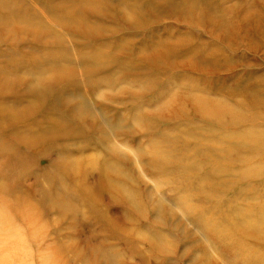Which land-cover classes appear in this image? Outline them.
Instances as JSON below:
<instances>
[{"label": "rangeland", "instance_id": "1", "mask_svg": "<svg viewBox=\"0 0 264 264\" xmlns=\"http://www.w3.org/2000/svg\"><path fill=\"white\" fill-rule=\"evenodd\" d=\"M99 1L21 0L25 21L33 20L28 10L39 12L42 32L8 37L0 21V70L12 80L0 78V103L7 108L14 97L22 104L32 98L8 68L12 57L32 65L28 56H42L40 81L48 92L40 112L33 113L35 103L8 123L0 104V264H229L231 257L246 264L232 256L223 233L244 225L241 219L264 202L238 189L255 181L261 195L264 183L231 169L213 172L206 162L229 149L237 150L228 152L233 160L263 151L237 147L236 135L247 126L235 127L227 112L248 94L264 98V0ZM7 7L0 2V17L13 23ZM72 8L82 19L62 21L75 14ZM226 15L229 24L222 22ZM81 22L95 30L86 32ZM89 42L104 46L105 62L91 69L101 70L94 87H79L75 68L64 79L47 67L62 46L81 53ZM107 79L117 84L105 85ZM60 87L66 95H87L84 104L100 122L73 112L67 118L64 111L82 103L56 99ZM184 93L196 101L182 106ZM209 103L219 108L218 118L204 111ZM263 119L252 126L264 127ZM104 122L114 127L107 139ZM39 125L46 131L26 142L9 131ZM204 147L212 153L201 154ZM62 153L75 162L73 170ZM211 233L224 235L223 242Z\"/></svg>", "mask_w": 264, "mask_h": 264}, {"label": "bare ground", "instance_id": "2", "mask_svg": "<svg viewBox=\"0 0 264 264\" xmlns=\"http://www.w3.org/2000/svg\"><path fill=\"white\" fill-rule=\"evenodd\" d=\"M21 0H10L9 3H7V1H3L0 0V2H4L6 4V6H8L7 8L9 9L10 12V16L13 17L15 19V21L12 23L9 20H7L5 17H0V21L6 23L5 30L7 31V35L8 37H14L16 35L22 34L24 31H29L32 32L33 29L35 30H41L42 32V17H39L38 15V11L35 10H28L27 13L25 11L26 14H28L29 16L32 17L33 20H29V21H25L26 16H23V12H21L24 8L21 6L20 4ZM79 2L84 3L86 0H78ZM99 1V0H98ZM19 2V3H18ZM78 2V3H79ZM100 2V1H99ZM103 2H105L106 4H109V0H103ZM4 7V6H3ZM109 7V6H108ZM134 8H129L131 12L135 13V10H138L140 8V3L136 2L133 5ZM6 8V7H4ZM136 8V9H135ZM200 9V13H204V10L202 8ZM73 10V8L71 9V11ZM206 10V9H205ZM73 12H75L74 15H70L67 19L62 20L64 22H67L69 24H72L74 21H77L78 19H82L79 14H78V10L74 9ZM35 18L38 19V21H35L33 26L31 27L30 25H28L27 23H31L35 20ZM22 20V21H21ZM223 23H230V16L227 17V15L223 18L222 20ZM86 24H88L87 22H84ZM83 22H81L82 24V28L87 30L86 32H89L91 30H95L92 29L93 27H91V24H84ZM77 24V23H76ZM39 25V26H37ZM90 27V28H88ZM85 32V33H86ZM37 35H39V39H42V33H37ZM60 39H62L61 34H58L56 32H54V35ZM197 39V38H196ZM87 40V39H86ZM88 41V40H87ZM80 50H83L81 53L77 52L79 49H76L73 47V50L69 47L64 45V47L62 46V50L59 53H56L54 58H52L51 60H46L47 61V67L49 66V68L53 69V71L58 72V75L62 76L64 79H67L68 77H70V74L68 73L69 71H73V68L77 69L75 71V75L80 77V80L78 79L77 83H79V87L80 85L83 86H87V87H94L93 83L95 82V80H98L101 78V75L99 74V71L97 72H93L91 71V69L93 67L98 66V64H100L101 62H105V61H99L101 60L104 55L103 52L101 51V48H104V46L99 43H93V42H89V44H81L80 46ZM170 49V48H169ZM168 50V49H167ZM172 51V49H171ZM177 53V52H176ZM105 58V57H104ZM28 59L30 60L31 64H26V59H24L23 57H18L17 59H13V57L10 59L9 63H8V68H10V70L12 72L15 73V76L19 77L20 79H22L20 82L22 83V87L23 90L27 91V95L32 96V98H29L28 100L24 101L23 104L20 102V100L16 97L13 98V100H11L13 103L8 104L9 106H7V108L5 107V105L3 103H0L1 105H3V108L6 110V112L4 113V123H8L9 121H11L12 119L10 117H12L14 112H17L18 114H24L27 112H30L31 110V105L34 106L35 103V109L33 111V113L35 112H40L43 108H42V98L47 95L48 92H45L42 90V56L38 57L36 55H32L28 56ZM68 60V66L69 69L64 66L63 61ZM122 60V59H121ZM121 60L119 59V61L117 60L118 64H120ZM96 62V64H95ZM4 71L1 72L0 70V78L3 79H7L9 80L8 83L10 84L12 80H10V77L4 75ZM19 74V75H17ZM13 75V74H11ZM14 76V75H13ZM94 79V80H92ZM102 80V79H100ZM105 85H109V86H113L114 84H117V82L115 80L112 79H107L104 80ZM175 92L169 96L170 99H172V101H174L175 99H177V97L174 95ZM66 96L65 98L67 99L68 102L70 103H74V101H81L82 104L80 105H72L70 110L68 111H64L66 117L69 119H73V117L70 115V112L74 113V116H78L79 119L83 118V115H88L86 116V123H88V120L90 121V124L95 125L96 123L100 122L98 121V115L93 113L92 110L90 111L89 109H91L89 106V103L87 105L84 104V101H88V97L87 95H83L80 91H76L74 94H69L66 95L65 89L63 87H60L57 92L54 93V96L56 99H58L59 101L61 100L62 96ZM248 100L242 102V104H237L235 105V109H233L232 111H229L227 113L230 114V117L234 123V126L237 127V125H243V126H247L245 129L240 130L239 134L236 135L234 131L233 134L236 135V138H238V145L237 147L244 149V151L247 150H251V152L253 151H259L260 149H262V153L255 155L252 154V157L247 158L246 160L242 159V158H237L236 160L233 159H229L230 156L233 154H229L228 152H233V151H237L236 149H229L226 152H224V154L221 155H217L214 154L212 155L206 162L207 167L212 168L213 172H217V171H223V170H234L235 172L233 173H237L236 177L239 176V178H242L243 180L249 176V178L251 179H256L259 182H263L264 183V127L261 126H252L253 121L254 120H260L263 119L264 116V98L260 97L258 93H256V95H249ZM194 96H189L187 94L184 93V95L182 96L181 99V104L182 106H186L185 104H188L189 102L192 101H196L195 98H192ZM74 98V99H72ZM65 99V100H66ZM19 100V101H16ZM259 101L262 105L263 108L256 106L255 102L253 101ZM66 103V101H65ZM16 105V106H14ZM18 105V106H17ZM23 106V107H20ZM41 107V109H40ZM246 107L250 108V112H248L247 109H245ZM205 112H212L213 116L218 118V115H220V110H218L219 108L216 109V107L211 106V104H206L205 108H204ZM86 110V111H84ZM10 111V112H9ZM263 111V112H261ZM247 112V113H244ZM11 113V115L9 114ZM82 114V115H81ZM215 114V115H214ZM218 114V115H217ZM228 115V114H227ZM236 121H239L240 124H235L237 123ZM106 127H107V131H105V129L103 128V133H106V139L109 137L110 135V129L114 128L112 125H110L109 123L106 124V122H104ZM261 125H264V119L260 122ZM104 125V124H103ZM102 126V125H100ZM114 126L116 127V124H114ZM233 126V127H234ZM45 126H35L33 128L28 127L26 129H20L18 130H10V133L17 137L20 141H25V138H28L29 136H37L40 135L42 136V132L46 131ZM102 133V134H103ZM18 136H21L18 137ZM112 136V135H110ZM54 138V137H51ZM105 138H103L105 140ZM112 140L113 138L115 139V137H110ZM247 140L249 142V146H242L241 144L243 143V141ZM201 143H203V140L200 141ZM214 146L215 142L213 143ZM218 145H220L218 143ZM205 150L203 153L200 152L201 154H203L204 156L208 155V152L213 150L212 148H207L204 147ZM226 150V149H225ZM210 154L212 152H209ZM223 155V156H222ZM65 155H63V153L61 154L62 157V161L65 160V162L67 161V165H69V168L71 170H73V167L75 165V162L73 160H69L68 157H64ZM70 156V155H67ZM217 156V157H216ZM226 156V157H224ZM221 157V158H220ZM229 157V158H228ZM217 158L219 159V161H217ZM210 160H214L216 162L213 163ZM220 162V163H219ZM59 163V162H58ZM219 163V164H218ZM240 164V166H239ZM112 165H108V167H111ZM239 166V167H238ZM112 169L117 170L116 166H112ZM238 171H237V170ZM103 170L106 171L105 168H103ZM88 174L87 170L84 169V177H86ZM242 180V181H243ZM254 183H252L251 187L250 186H246L244 188H240L238 189L237 193H241V194H245L247 195L250 199L253 200H257L256 202H258V199L260 197L264 196V191L263 193L260 195L259 193L256 192L257 189V183L255 184V181H253ZM260 183V184H263ZM241 184V183H239ZM260 189V187H258V190ZM125 190V189H124ZM260 192V191H259ZM125 193L128 194L125 190ZM249 194V195H248ZM238 197V196H237ZM238 204V203H237ZM236 210V209H234ZM237 211V210H236ZM250 214L247 215V217H243L244 221V225H240V224H233L232 228L230 230H228V232L223 233L225 235L224 240L228 241L226 246L228 247V250L230 251V253L232 254V256H240L242 257V259L244 260L243 262L246 264H264V247H255L254 242H259V243H264V202H262V204L260 205L259 209H257L256 211L254 210H250ZM254 211V212H253ZM240 215L237 214L236 216ZM236 218V217H235ZM236 221H238L236 219ZM218 224V223H217ZM215 225V224H214ZM205 228V226H203ZM208 227V226H206ZM212 230H216L218 229L215 226H211ZM210 228H206V231L208 232L209 230H211ZM225 228V226H221L220 227ZM223 231V230H222ZM210 232V231H209ZM220 235V236H219ZM222 234H218V238H214L216 237L214 234H210V238L214 239V240H221L223 242V236ZM254 245V246H253ZM231 262L229 264H236L237 262H234L233 257L230 258Z\"/></svg>", "mask_w": 264, "mask_h": 264}]
</instances>
